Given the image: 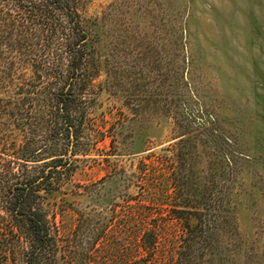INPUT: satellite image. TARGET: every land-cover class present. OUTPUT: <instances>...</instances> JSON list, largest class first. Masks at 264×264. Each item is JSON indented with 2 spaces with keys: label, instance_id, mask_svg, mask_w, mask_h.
<instances>
[{
  "label": "rangeland",
  "instance_id": "1",
  "mask_svg": "<svg viewBox=\"0 0 264 264\" xmlns=\"http://www.w3.org/2000/svg\"><path fill=\"white\" fill-rule=\"evenodd\" d=\"M0 99L35 264H264V0H0Z\"/></svg>",
  "mask_w": 264,
  "mask_h": 264
},
{
  "label": "trees",
  "instance_id": "2",
  "mask_svg": "<svg viewBox=\"0 0 264 264\" xmlns=\"http://www.w3.org/2000/svg\"><path fill=\"white\" fill-rule=\"evenodd\" d=\"M50 4L56 5L61 0H48ZM74 15V11L69 12ZM74 19L73 29L80 32L78 14ZM85 37V35H83ZM80 53L83 49H78ZM69 97L63 99V107L65 110L68 105ZM1 102V99H0ZM67 114V113H66ZM65 114V115H66ZM65 128L69 131L72 124ZM26 158V159H24ZM13 160H6L0 156V264H8V254L15 248L19 242V234L31 237V252L23 253L28 264H35L34 259L37 256V249L46 248L50 243V229L45 222L43 214L34 208V195L37 191V186L34 182L26 178L25 172L22 170L21 176L14 172L13 164H17L19 159L29 161L28 157L22 155L21 158L12 156ZM154 163L151 168L154 169ZM53 170L52 172H54ZM17 178V181L14 182ZM13 179L12 181H10ZM5 213V214H3ZM185 224L184 228H190L188 219H179ZM184 220V221H182ZM151 235H155L156 229H149ZM17 231V232H16ZM149 232V231H148ZM155 247V244L152 248ZM13 250V251H14Z\"/></svg>",
  "mask_w": 264,
  "mask_h": 264
}]
</instances>
